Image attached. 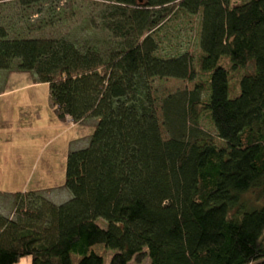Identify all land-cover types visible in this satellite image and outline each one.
Listing matches in <instances>:
<instances>
[{"label": "trees", "instance_id": "16d2710c", "mask_svg": "<svg viewBox=\"0 0 264 264\" xmlns=\"http://www.w3.org/2000/svg\"><path fill=\"white\" fill-rule=\"evenodd\" d=\"M97 1L103 38L0 27V70L48 84L60 120H97L67 155L71 199L17 193L13 214L0 212V264H264V0ZM179 12L201 14L208 80L157 101L154 79L197 77L187 52L158 55L156 35Z\"/></svg>", "mask_w": 264, "mask_h": 264}, {"label": "rangeland", "instance_id": "374dc122", "mask_svg": "<svg viewBox=\"0 0 264 264\" xmlns=\"http://www.w3.org/2000/svg\"><path fill=\"white\" fill-rule=\"evenodd\" d=\"M246 1L231 0L229 6ZM102 4L97 0H0V27L9 38H103L98 25ZM200 21V13L179 12L156 35L159 56L187 52L197 72L193 82L154 79L152 87L157 101L177 91L192 90L196 83H207V76L200 74L197 67L202 53L198 41ZM221 64L230 67L227 58H222ZM244 73L242 69L231 72L232 95L237 93ZM96 121L90 117L79 122L70 117L60 120L48 84L38 83L33 73L0 70V212L13 214L17 193L30 198L42 196L55 205L71 199L64 187L67 155L88 146ZM200 127L214 134L205 116ZM162 134L168 137L164 129ZM215 142L223 145L217 138ZM102 248L96 246L95 250L103 253ZM109 258L106 257L107 264ZM29 259H21L18 264H31ZM144 264H149V260Z\"/></svg>", "mask_w": 264, "mask_h": 264}, {"label": "crops", "instance_id": "0c3cea01", "mask_svg": "<svg viewBox=\"0 0 264 264\" xmlns=\"http://www.w3.org/2000/svg\"><path fill=\"white\" fill-rule=\"evenodd\" d=\"M2 213V212H1ZM2 214H4V213H2ZM10 213H8V214H4V215H9ZM24 259H27V258H24ZM29 261H30V259H29ZM26 263H27V260H26Z\"/></svg>", "mask_w": 264, "mask_h": 264}, {"label": "water", "instance_id": "95a60500", "mask_svg": "<svg viewBox=\"0 0 264 264\" xmlns=\"http://www.w3.org/2000/svg\"><path fill=\"white\" fill-rule=\"evenodd\" d=\"M143 0H139V2H142Z\"/></svg>", "mask_w": 264, "mask_h": 264}]
</instances>
